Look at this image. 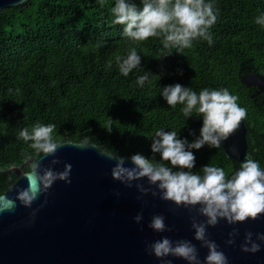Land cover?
<instances>
[{
    "label": "trees",
    "instance_id": "1",
    "mask_svg": "<svg viewBox=\"0 0 264 264\" xmlns=\"http://www.w3.org/2000/svg\"><path fill=\"white\" fill-rule=\"evenodd\" d=\"M133 2L142 7L141 0ZM215 4L220 14L210 30L213 44L199 39L182 52L165 50L162 37L142 42L124 37L123 26L113 24L115 0H28L3 9L0 192L15 181L13 169L24 170L26 157L34 153L29 142L17 137L36 121L54 123L60 140L87 138L122 156H151L148 137L160 128L177 131L181 139L192 142L200 135L202 120L195 113L187 119L181 105L172 108L160 96L163 87L177 83L197 93L227 88L238 95L239 105L247 109V152L264 165V94L241 81L247 73L264 75V25L254 22L264 12V0ZM130 47L141 55L140 67L161 79L154 76L151 84L140 88L136 79L144 71L120 74L116 56H126ZM194 155L193 172L208 164L229 175L239 168L222 148L206 145Z\"/></svg>",
    "mask_w": 264,
    "mask_h": 264
},
{
    "label": "clouds",
    "instance_id": "2",
    "mask_svg": "<svg viewBox=\"0 0 264 264\" xmlns=\"http://www.w3.org/2000/svg\"><path fill=\"white\" fill-rule=\"evenodd\" d=\"M141 4L142 7L133 0H115V6L111 9L113 24L122 25L123 36L132 42L162 37L161 43L165 50L175 48L178 52L190 49L193 42L199 39L207 41L210 46L213 44L214 38L210 30L217 23L220 14L215 0H141ZM254 22L264 25V12H260ZM116 63L124 77H128L134 70L144 71L140 67L141 55L136 47H130L126 56H116ZM154 76L151 72L144 71L143 75L137 77L136 84L143 88L146 83L151 84ZM155 77L161 79L159 76ZM11 91L10 89L9 92ZM160 96L172 108L181 105L180 111L187 119L194 117L195 113L202 120L198 137L189 142L187 138L181 139L177 131H166L164 128L154 130V134H149L148 137L152 155H131V166H126L129 158L117 151L102 150L101 154L115 162L111 169L113 181L126 188L135 185L141 197L151 193L153 197L159 195L161 200L177 207L197 209L198 215L205 218L202 222L195 217L192 219L194 240L208 250L203 261L200 259L199 249L192 241H173L167 237L147 244L146 251L150 255L166 264H171L169 257L182 259L186 264H229L228 257L220 250L219 245L208 238V229L221 221L233 226L256 221L264 216V165L247 155L231 175L224 168L211 164L193 172L196 167L194 150L199 151L206 145L215 149L222 148V143L245 120L247 109L239 105V96L232 94L227 88H204L197 93L191 87L177 83L163 87ZM55 132L54 123L45 124L40 121L19 131L17 138L29 142V147L34 150L33 154L26 157L25 168L21 173V178L27 180V187L17 189L15 198H9L7 193L0 192V214L14 211L17 202L25 208H31L57 182L66 185L72 183V165L65 163L62 171L56 170L62 163L55 158L56 153L65 146L81 148L86 142L60 140L54 135ZM189 135L194 136L195 133L190 132ZM233 155L238 156L239 152L233 149ZM48 157L53 159L47 167H42V161ZM145 180L147 187L140 183ZM12 190L13 188L10 189ZM115 195L119 198L120 193ZM37 211L39 210L32 212L33 218ZM165 220L163 215H154L148 227L156 233L171 231ZM142 221L143 212H140L134 217V222L140 225ZM228 235L226 244L232 246L240 233L238 229H234ZM240 249L243 253L252 255L264 250V233L246 232Z\"/></svg>",
    "mask_w": 264,
    "mask_h": 264
},
{
    "label": "water",
    "instance_id": "3",
    "mask_svg": "<svg viewBox=\"0 0 264 264\" xmlns=\"http://www.w3.org/2000/svg\"><path fill=\"white\" fill-rule=\"evenodd\" d=\"M27 1L0 0V12ZM241 81L264 94V75L247 73L242 75ZM246 133L242 121L221 146L225 157L238 165L249 155ZM82 141L86 143L81 148L65 146L56 153L55 158L62 162L56 170L62 171L65 163L72 165L70 185L57 182L31 208L17 202L14 211L0 214V264H166L146 251L147 244L164 237L192 241L203 261L208 250L194 240L192 229L194 217L201 222L205 219L198 215L197 209L177 207L151 193L141 197L135 185L126 188L113 181L111 169L115 162L101 154L104 147L87 138L75 143ZM233 149L239 152L238 156L233 155ZM130 156H124L129 158L126 166H131ZM51 159L53 157L45 158L41 166L47 167ZM22 171L23 167L13 169L16 179L8 183L4 192L9 198H15L17 189L27 187V180L21 178ZM140 183L148 186L146 180ZM117 192L119 198L115 195ZM37 209L33 218L32 212ZM140 212H143V221L137 225L134 217ZM154 215H163L171 231L156 233L150 229L148 225ZM234 229H238L240 235L234 245L228 246V234ZM246 232L264 233V216L233 226L221 221L208 229V238L219 245L229 264H264V250L255 255L241 251ZM168 260L171 264H186L178 258Z\"/></svg>",
    "mask_w": 264,
    "mask_h": 264
}]
</instances>
